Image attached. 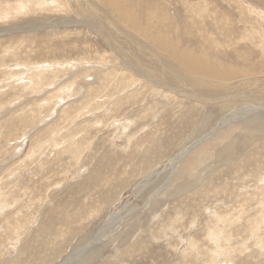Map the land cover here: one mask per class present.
I'll use <instances>...</instances> for the list:
<instances>
[{
  "label": "rangeland",
  "instance_id": "rangeland-1",
  "mask_svg": "<svg viewBox=\"0 0 264 264\" xmlns=\"http://www.w3.org/2000/svg\"><path fill=\"white\" fill-rule=\"evenodd\" d=\"M76 1L0 0V264H212L218 245L215 264H264V135L233 132L228 164L216 142L203 196L165 195L188 178L171 162L182 147L264 106V0ZM83 3L112 44L81 23ZM144 227V256L128 253Z\"/></svg>",
  "mask_w": 264,
  "mask_h": 264
},
{
  "label": "bare ground",
  "instance_id": "bare-ground-1",
  "mask_svg": "<svg viewBox=\"0 0 264 264\" xmlns=\"http://www.w3.org/2000/svg\"><path fill=\"white\" fill-rule=\"evenodd\" d=\"M33 1V0H32ZM38 1V0H37ZM76 1V0H75ZM78 1V0H77ZM76 1V3H77ZM36 2V1H35ZM74 2V0H73ZM79 2V1H78ZM75 3V4H76ZM79 3H82V2H79ZM89 3V1L87 2ZM86 4V3H83V5ZM91 4V3H90ZM27 5V4H26ZM25 5V6H26ZM33 5V4H32ZM36 5V4H35ZM80 5V4H79ZM74 6V5H73ZM78 6V4H76V7ZM51 7V6H50ZM79 7V6H78ZM77 7V8H78ZM1 8V7H0ZM3 9H6L3 7ZM9 9V8H7ZM75 9V8H74ZM79 11L76 10V13H78L77 15L81 16V23L82 21L86 22L92 29L96 30L97 32H99L100 34H102L104 36V38L106 39V41L108 40L109 43L111 42H114V40L112 39V36H110L111 32H108V29L105 30V27H103V24L101 21H99V16L97 17L94 13L96 12H93L92 11V8H90L88 5H84L82 7H80L78 9ZM96 10V9H95ZM117 10V9H116ZM9 12V10H7ZM11 11V10H10ZM86 11V13H84ZM123 11V10H122ZM7 12V13H8ZM259 12V11H258ZM6 13V14H7ZM261 13V12H260ZM103 16V15H102ZM2 18V17H1ZM110 19V18H109ZM66 20V19H65ZM59 21V20H57ZM109 21V20H107ZM106 21V22H107ZM101 22V23H100ZM53 23V22H52ZM57 23V22H56ZM59 23H65V25H69V21H60ZM80 23V22H79ZM104 23H105V20H104ZM55 24V23H54ZM77 24V23H76ZM81 25V24H80ZM105 25V24H104ZM74 26V25H73ZM112 27V26H111ZM116 27V26H115ZM119 32H120V29H119ZM118 33V32H117ZM120 33H123L122 31ZM117 35V34H116ZM119 36V34H118ZM127 37V36H126ZM119 39V38H118ZM124 39V38H123ZM127 39V38H126ZM121 40V39H120ZM128 40V39H127ZM134 40V39H132ZM124 41V40H123ZM122 42V41H121ZM125 42H127L125 40ZM133 42V41H131ZM160 42V41H159ZM116 43V42H115ZM112 44V43H111ZM114 44V43H113ZM129 44V43H128ZM134 44L131 43V45ZM117 44H115L114 46H116ZM113 46V47H114ZM117 47V46H116ZM120 47V46H119ZM130 47H133L130 46ZM125 49V46L123 47ZM143 48V47H142ZM141 48V49H142ZM147 48V47H146ZM113 49V48H112ZM123 49V50H124ZM134 49V48H133ZM132 49V50H133ZM136 49V48H135ZM140 49V50H141ZM145 49V48H143ZM142 49V50H143ZM114 50V49H113ZM122 50V49H121ZM127 50V49H126ZM125 50V51H126ZM141 50V51H142ZM141 51H137V52H140V55L139 53L135 52V57H138V59L141 61L142 60V65H143V59L146 55H144L143 53H141ZM174 51V50H173ZM128 52V51H127ZM133 52V51H132ZM145 52V51H143ZM129 53V52H128ZM146 53V52H145ZM153 53H155L153 51ZM176 54V52H174ZM179 54V53H178ZM132 55V54H131ZM179 61L181 63V65L191 74V75H196L199 71H202L204 72L205 74H208L209 72V68L208 66L206 65H203L202 62L199 64L197 61H194L193 58L190 59L187 55L185 54H179ZM124 56V55H123ZM149 57H152V55H147ZM146 56V57H147ZM177 56V55H176ZM124 58V57H123ZM146 59H149L148 57ZM145 59V60H146ZM154 60V57L153 59ZM148 61V60H147ZM151 61V60H150ZM128 62V61H127ZM125 63V64H128V63ZM134 62V61H133ZM163 62V61H162ZM135 63V62H134ZM170 63V62H169ZM145 64V63H144ZM162 64V63H161ZM167 64V62H166ZM138 65V64H137ZM168 65V64H167ZM140 66V65H139ZM152 66V64H151ZM171 66V65H169ZM135 67V68H134ZM134 69L132 68V66L128 67L129 69H133L134 72L137 73V75H139L141 72H145L144 68L142 67H139L138 66H135L134 65ZM146 67H147V64H146ZM163 67V66H161ZM165 67V66H164ZM175 68V67H174ZM130 69V70H131ZM170 69V68H169ZM177 69V67L175 68V70ZM174 70V69H173ZM148 72V71H147ZM145 72V73H147ZM178 72V71H176ZM135 73V74H136ZM182 74V71L180 72ZM141 77H143L142 75H140ZM180 76V75H179ZM148 77V76H147ZM150 77V76H149ZM182 77V76H181ZM146 78V77H145ZM166 78H169V77H166ZM148 79V78H147ZM149 80V79H148ZM170 80V79H168ZM172 82L174 81L173 78H171ZM186 81V79L184 80ZM188 82V81H187ZM156 84V83H154ZM187 84V83H186ZM185 84V85H186ZM158 85V84H157ZM177 86V84H175ZM159 86V85H158ZM164 86V85H163ZM162 87V86H161ZM184 87V86H183ZM177 88H180V87H177ZM175 88L176 90H181V89H177ZM198 89H196L197 91ZM182 91V90H181ZM195 91V90H194ZM189 95H192V96H196V93H192L189 92ZM244 97V95H243ZM251 99V98H250ZM241 100V99H240ZM256 100V98H255ZM262 104V103H261ZM263 105V104H262ZM264 107V106H262ZM261 105H257L256 107H253V108H250L252 109L253 112H250V113H254V110L256 111H259V112H255L256 114H251V116H246L242 119H240V116H235V118H237L236 120H230L231 118L229 116H225L223 118V125H226V126H222L220 127V130H217V132H215V134L211 135L210 139L208 141H205V142H197L195 144H192V145H186L184 147H182L180 150H179V153L176 154L172 159H171V162L172 163H175V162H178L179 161V172L177 173L176 177H175V174L172 178L175 177V179H179V178H184V177H188L187 179H184L182 180L179 184L175 183L176 186L174 187V182H172L174 185L172 188V190H169L168 192L165 193V195L167 196V198H171L173 200L175 199H178L180 197L182 198H189V197H193V196H197V195H201L203 196L205 194L206 191H208V187L205 185V183H200L199 180H200V173L203 172L202 169H204V167L206 166L205 163L207 161V158L210 154H212L213 152L210 151L211 148L214 147V145H216V142L220 141L222 142L223 141V144L221 145L220 149L216 150L215 151V155L216 157L219 159V160H222V161H226L225 164H228L230 162H233V160L235 159L236 157V145H235V141L233 138H230V135L237 131V130H241V131H244L248 134H255V133H260L262 135H264V108H262ZM243 112V111H242ZM249 111L248 113L245 112V114H250ZM238 115V114H237ZM232 116V117H233ZM227 123H230L229 125H227ZM140 129V128H139ZM230 138V139H229ZM190 140V139H188ZM157 146V145H156ZM155 148V147H154ZM162 150V149H161ZM214 151V150H213ZM150 154V153H148ZM214 154V153H213ZM146 155H144L145 157ZM176 164V163H175ZM205 165V166H204ZM209 167V166H208ZM206 167V168H208ZM152 170V169H151ZM171 170V169H170ZM175 170V169H174ZM209 170V169H208ZM156 171V170H154ZM152 172V174L156 173V172ZM171 172V171H170ZM204 173V172H203ZM149 175V177L152 176ZM173 175V174H172ZM199 175V176H198ZM171 174H169V178H170ZM172 178L170 180H172ZM205 179V178H204ZM174 180V179H173ZM172 180V181H173ZM181 180V179H180ZM176 181V180H175ZM178 181V180H177ZM171 182V181H170ZM263 191H261L262 193ZM194 200V199H193ZM159 201L156 199L151 206H154L155 208L157 207ZM261 204H263L264 202L260 201ZM151 208V207H150ZM149 208V209H150ZM154 208V209H155ZM162 208V207H161ZM240 209V208H239ZM159 210V209H158ZM236 209L234 208L233 211L229 212V214H226V215H219V214H215L216 215V218H217V221L219 222H224V221H228L230 222L229 220H231V218L233 217L232 215L236 214ZM243 210V209H242ZM155 211V210H154ZM153 212V211H152ZM151 212V214H152ZM159 212V211H158ZM156 211V213H158ZM168 214H170L169 218L172 219V223H174L177 219V214H179L178 211H175V212H168ZM175 214V216L173 215ZM238 216V215H237ZM239 217V216H238ZM237 218H235L234 220H236ZM262 220L264 221V216L262 217ZM171 221V220H170ZM238 221V220H237ZM148 227V226H147ZM220 227V226H219ZM258 227V226H256ZM215 228V227H214ZM217 228V227H216ZM149 229V228H148ZM146 227H144V233L140 236H138V238L134 241L136 243L134 244H131L130 246H128L127 250L128 253L130 252H133L134 255L136 252V254H139L140 252L142 253V255L144 256V250H145V245H146V242L148 241V237L146 235H144L146 233V231L148 230ZM259 229V227H258ZM253 231V230H252ZM226 233V232H225ZM132 234V233H131ZM221 234H223V231L222 230H218L216 229L215 232L213 231L212 235H210L212 237V239L216 242L220 241L221 240ZM229 234V233H228ZM147 238H145V237ZM208 236V237H210ZM229 236V235H228ZM144 237V238H143ZM224 237V236H223ZM193 238V237H192ZM191 239V238H190ZM211 239V238H210ZM224 239V238H223ZM230 239V237H229ZM208 240V239H207ZM150 241V240H149ZM191 241H194V240H191ZM210 241V240H209ZM66 243V242H65ZM185 243V242H184ZM194 242H192V244H194ZM212 243V242H210ZM214 243V242H213ZM182 245V244H181ZM196 245V244H195ZM218 245V244H217ZM194 246V245H193ZM198 246V245H197ZM62 248V247H61ZM197 249V247H195ZM60 248L58 247V250ZM191 249V248H190ZM232 249V248H231ZM58 250H57V256L58 254L60 253L61 250H59V253H58ZM177 250V249H176ZM193 250V249H192ZM191 251V250H190ZM212 251V255L210 257V262L212 264H215L217 262V259L218 257L222 256L224 252H227L225 251V248H223L221 245L217 247V249H211ZM146 252V251H145ZM148 252V251H147ZM208 252V251H207ZM95 252H90V253H84V252H80L78 254H73V255H69V257L67 259H63L59 264H69L71 262H74L75 260H77L79 258V256H81L82 254L85 255L84 257L82 256L81 257V263L82 264H92L93 260H95L96 257V254H94ZM193 253V252H192ZM208 254V253H207ZM222 254V255H221ZM140 255V254H139ZM142 255H141V258H142ZM147 255V254H146ZM191 255V253H190ZM209 255V254H208ZM199 256V255H198ZM52 257V256H51ZM62 257V256H61ZM127 257V256H126ZM130 257V256H129ZM128 257V258H129ZM136 257V256H135ZM133 258V256H132ZM144 258V257H143ZM79 260V259H78ZM118 260V259H117ZM102 261V260H101ZM121 261V260H119ZM125 261V260H124ZM128 261V260H127ZM133 261H134V258H133ZM136 261V260H135ZM141 261V260H140ZM138 261L140 264L141 262ZM186 261V260H185ZM113 262L115 263L116 261H113V260H107L105 262H103L102 264H113ZM131 262V261H129ZM143 262V260H142ZM228 262V260H227ZM121 263V262H120ZM208 263V262H207ZM206 263V264H207ZM94 264V263H93ZM123 264V263H122ZM126 264V263H125ZM136 264H137V261H136Z\"/></svg>",
  "mask_w": 264,
  "mask_h": 264
}]
</instances>
